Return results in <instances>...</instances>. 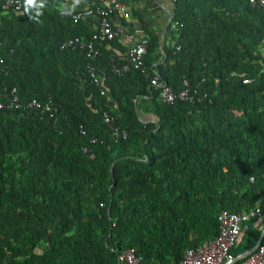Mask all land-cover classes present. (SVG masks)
Returning a JSON list of instances; mask_svg holds the SVG:
<instances>
[{
    "label": "trees",
    "instance_id": "1",
    "mask_svg": "<svg viewBox=\"0 0 264 264\" xmlns=\"http://www.w3.org/2000/svg\"><path fill=\"white\" fill-rule=\"evenodd\" d=\"M4 3L0 95L15 87L21 108L0 110V264H122L128 248L139 264H172L218 234L221 210L260 209L233 252L256 244L255 221L264 219L262 7L174 0L160 59L161 38L143 27L146 74L121 70L118 34L96 45L93 60L63 46L97 32L103 2L74 21L77 10L47 0L38 22ZM153 73L175 93L186 80L194 99L162 101ZM32 100L53 105L54 116L24 108ZM105 112L126 138L112 137Z\"/></svg>",
    "mask_w": 264,
    "mask_h": 264
},
{
    "label": "built area",
    "instance_id": "2",
    "mask_svg": "<svg viewBox=\"0 0 264 264\" xmlns=\"http://www.w3.org/2000/svg\"><path fill=\"white\" fill-rule=\"evenodd\" d=\"M98 2H103V6H97ZM251 4L258 5L264 9V0H249ZM64 5V4H63ZM96 7V13L100 16V22L97 32L92 35L89 40L82 37H75L66 40L63 44L64 47H79L86 54L89 60H93L99 53L96 45L105 40H111L119 32L114 22L110 19V15L113 11H120L124 18L129 17V12L126 7L117 0H91L89 4ZM23 6V0H5L3 7L14 8L20 10ZM91 6L77 10L69 15L74 21L80 18H84L92 14ZM137 36L136 42L129 48L125 56L122 58V71H128L133 68L140 70L142 73H146V66L143 60V54L145 52L147 40L143 30H136ZM2 47L0 44V68L2 64L1 57ZM90 77L98 82L95 76V68L91 65H87ZM115 71H118L114 68ZM248 79H244L243 82H248ZM150 85H152L159 92V97L162 101L172 103L175 99L192 101L194 99V92L188 82L183 80L182 88L175 93L172 87L168 85L164 80L160 79L157 73H153L150 76ZM7 97L3 100L0 95V110H11L21 108V104L18 102V96L16 94V88L13 87L6 93ZM53 105L45 104L42 106L40 102L32 100L27 102L24 108L27 109H40L44 112H48L50 117H53ZM103 118L111 128V134L114 139L126 138L128 133L121 129L115 123V118L109 113H104ZM261 216V210L256 208L248 212H229L221 210L217 214V220L219 224V231L212 239L202 241L195 249H187L184 251L183 257L179 262L172 264H264V235L260 244L256 249L248 255H237L233 252V247L240 236V234L248 228L249 221L253 217ZM264 217V216H263ZM238 259H241L239 263H236ZM118 260L122 264H139V257L136 256L133 248L124 250L118 257Z\"/></svg>",
    "mask_w": 264,
    "mask_h": 264
},
{
    "label": "crops",
    "instance_id": "3",
    "mask_svg": "<svg viewBox=\"0 0 264 264\" xmlns=\"http://www.w3.org/2000/svg\"><path fill=\"white\" fill-rule=\"evenodd\" d=\"M108 1L110 0H107V3ZM117 1H120L129 12L128 18H124L120 11H113L110 15L112 22H114V24L120 29L117 36L123 48V53L127 52L136 42L137 36L135 35V31L137 29L143 30V27H147L148 29L155 31L161 38V50L158 55V58L160 59L164 54L166 41L169 38L171 12L174 0ZM64 5L74 10H82L89 6V0H80V3L75 6H73L72 0H64ZM115 52L117 55H121L122 53L117 50ZM147 118L151 120L154 119L152 115H149ZM263 221L261 218H257L255 224L263 228ZM239 240L240 236L238 241Z\"/></svg>",
    "mask_w": 264,
    "mask_h": 264
},
{
    "label": "clouds",
    "instance_id": "4",
    "mask_svg": "<svg viewBox=\"0 0 264 264\" xmlns=\"http://www.w3.org/2000/svg\"><path fill=\"white\" fill-rule=\"evenodd\" d=\"M47 0H23L24 12L30 15V18L38 22V17L41 15L40 9L44 8ZM80 3V0H72L73 6ZM35 10V15H31V10ZM61 14H69L71 9L61 7Z\"/></svg>",
    "mask_w": 264,
    "mask_h": 264
},
{
    "label": "water",
    "instance_id": "5",
    "mask_svg": "<svg viewBox=\"0 0 264 264\" xmlns=\"http://www.w3.org/2000/svg\"><path fill=\"white\" fill-rule=\"evenodd\" d=\"M263 220H264V219H263ZM263 222H264V221H263ZM263 235H264V227H263L262 230H261L260 237L258 238L256 244H255L251 249L247 250L243 255H248V254L252 253V252L256 249V247L260 244Z\"/></svg>",
    "mask_w": 264,
    "mask_h": 264
}]
</instances>
